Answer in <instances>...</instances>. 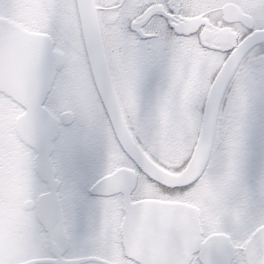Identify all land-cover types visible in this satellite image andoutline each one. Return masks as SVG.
<instances>
[{"label":"snow or ice","instance_id":"obj_1","mask_svg":"<svg viewBox=\"0 0 264 264\" xmlns=\"http://www.w3.org/2000/svg\"><path fill=\"white\" fill-rule=\"evenodd\" d=\"M0 264H264V0H0Z\"/></svg>","mask_w":264,"mask_h":264}]
</instances>
